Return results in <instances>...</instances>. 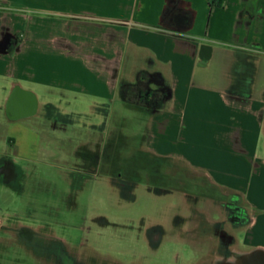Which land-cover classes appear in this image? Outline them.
I'll use <instances>...</instances> for the list:
<instances>
[{
    "label": "crops",
    "instance_id": "obj_1",
    "mask_svg": "<svg viewBox=\"0 0 264 264\" xmlns=\"http://www.w3.org/2000/svg\"><path fill=\"white\" fill-rule=\"evenodd\" d=\"M0 76L8 79L1 107L16 89L34 102V113L9 119L7 141L20 157L44 127L58 126L55 92L87 97L105 117L119 94L147 117L140 147L181 159L240 197L249 216L246 242L264 247V0H0ZM140 78L160 95L147 106L125 97ZM85 152L77 151L85 173L99 175ZM109 172L121 198L135 202L140 181ZM142 183L149 192L173 193ZM175 214L119 221L129 230L116 246L85 229L82 244L132 253L138 225H166Z\"/></svg>",
    "mask_w": 264,
    "mask_h": 264
},
{
    "label": "rangeland",
    "instance_id": "obj_2",
    "mask_svg": "<svg viewBox=\"0 0 264 264\" xmlns=\"http://www.w3.org/2000/svg\"><path fill=\"white\" fill-rule=\"evenodd\" d=\"M256 68L253 65L251 70L255 72ZM4 85H8V79L0 76V161L7 156L17 175L8 180L0 175V264L67 263L74 261L76 253L87 264H113L116 254L80 249L78 243L85 229L97 233L92 237H101V244L116 246L129 230L128 224L122 226L119 221L132 220L138 214H163L167 210L212 215L219 211L225 217L227 208L222 201L231 194L185 161L154 157L143 149L148 129L145 112L128 107L119 94L109 117H105L104 111L88 107L87 97L55 92L58 126L44 127L38 142L30 144L27 152L22 150L27 155L20 157L14 144L7 141L8 100L1 107L8 89ZM84 146L89 149L87 153L96 155L99 175L85 173L77 156ZM110 170L116 174L122 171L130 181H140L135 202L121 198L106 175ZM144 181L168 185L173 193L149 192ZM20 225L37 235L25 237ZM245 228L239 226L235 232L239 250L248 248L239 238Z\"/></svg>",
    "mask_w": 264,
    "mask_h": 264
},
{
    "label": "flooded vegetation",
    "instance_id": "obj_3",
    "mask_svg": "<svg viewBox=\"0 0 264 264\" xmlns=\"http://www.w3.org/2000/svg\"><path fill=\"white\" fill-rule=\"evenodd\" d=\"M6 108L9 119L22 118L35 112L34 102L19 89L10 95ZM0 175L4 180L17 175V169L7 156L0 161ZM222 203L227 208L224 218L219 211H213L212 215L175 214L166 225L153 222L138 225L134 232L132 253H118L113 264H264V247H251L244 234L239 238L248 248H236L240 243L236 229L249 222L240 197L231 194ZM20 231L29 239L36 233L23 225H20ZM63 243L67 244L66 241ZM78 244L80 249L100 252L82 244V240ZM187 247L190 248V256L186 253ZM75 256L72 262L57 264H87L80 254L76 253Z\"/></svg>",
    "mask_w": 264,
    "mask_h": 264
},
{
    "label": "trees",
    "instance_id": "obj_4",
    "mask_svg": "<svg viewBox=\"0 0 264 264\" xmlns=\"http://www.w3.org/2000/svg\"><path fill=\"white\" fill-rule=\"evenodd\" d=\"M212 4H218V5H222L223 4V0H210ZM247 1V0H244ZM257 1V0H256ZM245 12V8L244 11H242V13ZM150 89L148 88L146 82H144L143 80L140 81L135 84L132 85L126 92V99L129 102L138 104V105H145L147 106L148 102H152L153 100H158V98H160L159 94H156L155 92L152 91V93H149ZM150 96L152 97V99L150 100ZM84 155L88 158H90L91 162H92V168L95 167L96 165V155H91L90 153L88 154L87 152L84 153Z\"/></svg>",
    "mask_w": 264,
    "mask_h": 264
},
{
    "label": "water",
    "instance_id": "obj_5",
    "mask_svg": "<svg viewBox=\"0 0 264 264\" xmlns=\"http://www.w3.org/2000/svg\"><path fill=\"white\" fill-rule=\"evenodd\" d=\"M7 46V45H6Z\"/></svg>",
    "mask_w": 264,
    "mask_h": 264
}]
</instances>
